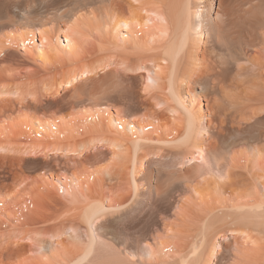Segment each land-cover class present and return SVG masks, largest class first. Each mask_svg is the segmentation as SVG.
I'll list each match as a JSON object with an SVG mask.
<instances>
[{
  "label": "bare ground",
  "instance_id": "6f19581e",
  "mask_svg": "<svg viewBox=\"0 0 264 264\" xmlns=\"http://www.w3.org/2000/svg\"><path fill=\"white\" fill-rule=\"evenodd\" d=\"M0 264H264V0H0Z\"/></svg>",
  "mask_w": 264,
  "mask_h": 264
}]
</instances>
